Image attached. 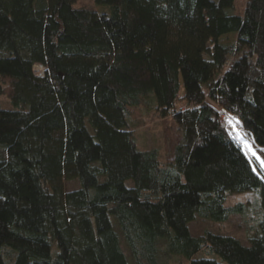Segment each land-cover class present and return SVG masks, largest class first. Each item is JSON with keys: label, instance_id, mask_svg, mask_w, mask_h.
I'll return each instance as SVG.
<instances>
[{"label": "trees", "instance_id": "trees-1", "mask_svg": "<svg viewBox=\"0 0 264 264\" xmlns=\"http://www.w3.org/2000/svg\"><path fill=\"white\" fill-rule=\"evenodd\" d=\"M94 1L0 0V264H264V168L221 120L264 148V0ZM129 108L173 119L172 161ZM234 214L249 245L190 231Z\"/></svg>", "mask_w": 264, "mask_h": 264}, {"label": "rangeland", "instance_id": "rangeland-1", "mask_svg": "<svg viewBox=\"0 0 264 264\" xmlns=\"http://www.w3.org/2000/svg\"><path fill=\"white\" fill-rule=\"evenodd\" d=\"M246 0H238V10L242 12L245 7ZM77 7H87L97 11L106 10V6H100L94 0H77ZM234 35L224 37L227 42L234 41ZM1 99V96H0ZM133 118L132 129L136 130L138 144L140 147L158 148L163 162L173 160V152L176 144L180 140V132L177 125L171 117L157 118L152 114H142L138 108H129ZM221 120L224 122L227 129L233 135L235 140L241 145L243 151L248 158L261 166V160L252 155L246 144L251 145L257 156L264 159V148L258 146L253 138L245 131L241 120L232 113L221 114ZM264 168V166H261ZM127 186H133V180L126 181ZM47 187V186H46ZM64 187L67 190H72L79 187L78 180L64 181ZM260 199V191H242L232 192L227 194L225 205L232 206L239 202H243L252 207H256ZM190 231L197 236L205 231H211L222 235H231L237 237L244 245H249V241L245 236V227L242 218L238 214L232 215L227 221L217 222L210 219H205L197 216L196 220L189 223ZM181 264H188L185 260Z\"/></svg>", "mask_w": 264, "mask_h": 264}, {"label": "snow or ice", "instance_id": "snow-or-ice-1", "mask_svg": "<svg viewBox=\"0 0 264 264\" xmlns=\"http://www.w3.org/2000/svg\"><path fill=\"white\" fill-rule=\"evenodd\" d=\"M246 147L249 149L252 155L256 156L257 159L261 160V166H264V159H261L259 156H257L255 150L251 148V145L246 144Z\"/></svg>", "mask_w": 264, "mask_h": 264}, {"label": "built area", "instance_id": "built-area-1", "mask_svg": "<svg viewBox=\"0 0 264 264\" xmlns=\"http://www.w3.org/2000/svg\"><path fill=\"white\" fill-rule=\"evenodd\" d=\"M34 70H35V72H36L38 75H43V73H44V67L41 66V65H36V66L34 67Z\"/></svg>", "mask_w": 264, "mask_h": 264}]
</instances>
